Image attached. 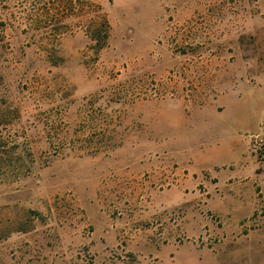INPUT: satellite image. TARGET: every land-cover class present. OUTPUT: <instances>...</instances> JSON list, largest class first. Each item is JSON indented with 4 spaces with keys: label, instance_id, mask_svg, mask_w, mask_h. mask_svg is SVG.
Returning <instances> with one entry per match:
<instances>
[{
    "label": "rangeland",
    "instance_id": "rangeland-1",
    "mask_svg": "<svg viewBox=\"0 0 264 264\" xmlns=\"http://www.w3.org/2000/svg\"><path fill=\"white\" fill-rule=\"evenodd\" d=\"M256 142L264 0H0V264H264Z\"/></svg>",
    "mask_w": 264,
    "mask_h": 264
},
{
    "label": "trees",
    "instance_id": "trees-1",
    "mask_svg": "<svg viewBox=\"0 0 264 264\" xmlns=\"http://www.w3.org/2000/svg\"><path fill=\"white\" fill-rule=\"evenodd\" d=\"M64 1L67 0H61V3L63 4ZM109 28V24L104 16L101 21L94 19L89 39L93 43L95 50H101L106 45ZM90 139L91 138H88V143Z\"/></svg>",
    "mask_w": 264,
    "mask_h": 264
},
{
    "label": "crops",
    "instance_id": "crops-1",
    "mask_svg": "<svg viewBox=\"0 0 264 264\" xmlns=\"http://www.w3.org/2000/svg\"><path fill=\"white\" fill-rule=\"evenodd\" d=\"M259 172L261 171V170H258ZM261 175V174H260ZM182 179H180V183L182 184V186L184 185V189L183 190H181V191H179L181 194H182V196L183 195H187L188 194V192H187V189L185 188V185H187V182H188V176H184V177H181ZM242 183H243V180H242ZM242 186H243V190L245 189V185H243L242 184ZM257 193L259 194V195H261V190H260V188H257ZM101 244H106V242L105 241H103V242H101ZM239 244H237V243H233V245H232V250L233 251H239ZM104 247V246H103ZM208 247H210V245L208 244ZM89 249H93L92 247L91 248H89Z\"/></svg>",
    "mask_w": 264,
    "mask_h": 264
},
{
    "label": "built area",
    "instance_id": "built-area-1",
    "mask_svg": "<svg viewBox=\"0 0 264 264\" xmlns=\"http://www.w3.org/2000/svg\"><path fill=\"white\" fill-rule=\"evenodd\" d=\"M254 149L256 151L257 158L260 161H264V144L256 142L254 143Z\"/></svg>",
    "mask_w": 264,
    "mask_h": 264
}]
</instances>
